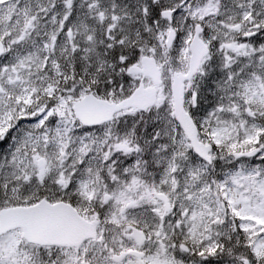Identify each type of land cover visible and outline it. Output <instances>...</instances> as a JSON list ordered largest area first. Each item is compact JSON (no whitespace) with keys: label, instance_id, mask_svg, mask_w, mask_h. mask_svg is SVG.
<instances>
[{"label":"snow or ice","instance_id":"snow-or-ice-1","mask_svg":"<svg viewBox=\"0 0 264 264\" xmlns=\"http://www.w3.org/2000/svg\"><path fill=\"white\" fill-rule=\"evenodd\" d=\"M0 264H264V0H0Z\"/></svg>","mask_w":264,"mask_h":264}]
</instances>
